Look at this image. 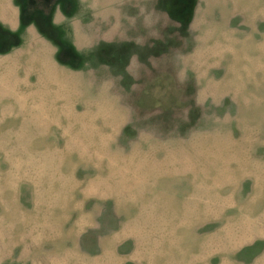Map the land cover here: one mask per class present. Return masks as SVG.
<instances>
[{"label": "rangeland", "instance_id": "374dc122", "mask_svg": "<svg viewBox=\"0 0 264 264\" xmlns=\"http://www.w3.org/2000/svg\"><path fill=\"white\" fill-rule=\"evenodd\" d=\"M24 1L0 264H264V0Z\"/></svg>", "mask_w": 264, "mask_h": 264}, {"label": "crops", "instance_id": "0c3cea01", "mask_svg": "<svg viewBox=\"0 0 264 264\" xmlns=\"http://www.w3.org/2000/svg\"><path fill=\"white\" fill-rule=\"evenodd\" d=\"M12 1L14 3V0H0V21H8L7 17L10 15ZM14 19V15H12L10 21H13Z\"/></svg>", "mask_w": 264, "mask_h": 264}, {"label": "trees", "instance_id": "16d2710c", "mask_svg": "<svg viewBox=\"0 0 264 264\" xmlns=\"http://www.w3.org/2000/svg\"><path fill=\"white\" fill-rule=\"evenodd\" d=\"M23 1H24V0H23ZM27 1L29 2L30 0H25L24 2H27ZM26 5H27V3H26Z\"/></svg>", "mask_w": 264, "mask_h": 264}]
</instances>
